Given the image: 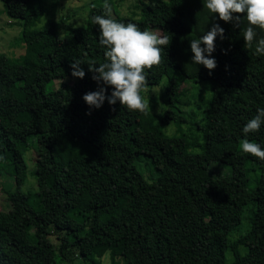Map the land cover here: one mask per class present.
I'll return each instance as SVG.
<instances>
[{
    "label": "trees",
    "instance_id": "obj_1",
    "mask_svg": "<svg viewBox=\"0 0 264 264\" xmlns=\"http://www.w3.org/2000/svg\"><path fill=\"white\" fill-rule=\"evenodd\" d=\"M0 1L7 11L12 0ZM23 1L18 40L25 50L16 57L0 52V175L15 181L6 193L8 209L0 208V264H75L106 253L107 264H264V172L253 188L247 177L249 165L264 171V161L240 147L244 125L264 108V55L255 54L256 41L245 46L246 17L234 28L204 7L205 0H139L138 14L115 16L112 8L120 5L108 0L117 22L141 30L156 24L170 38L160 65L145 70L141 90L145 98L165 79L166 108L142 113L107 100L90 109L82 99L98 87L88 64L106 59L91 21L104 15L105 0L87 4L85 25L62 16L39 27L48 0ZM213 23L225 38L215 40L217 66L209 74L192 62L190 41ZM255 31L256 40L264 37V29ZM74 60L83 63L82 79L71 75ZM178 73L211 86L209 98L195 89L191 104L204 124L189 130L183 129L188 120L179 106ZM67 77L71 86L55 87ZM247 138L264 148V124ZM32 141L37 191L29 194L21 184ZM142 159L157 172L150 180L136 166ZM211 162L230 166V175H213ZM248 205V228L230 239ZM138 242L150 251L145 260L136 256Z\"/></svg>",
    "mask_w": 264,
    "mask_h": 264
},
{
    "label": "clouds",
    "instance_id": "obj_2",
    "mask_svg": "<svg viewBox=\"0 0 264 264\" xmlns=\"http://www.w3.org/2000/svg\"><path fill=\"white\" fill-rule=\"evenodd\" d=\"M204 7L220 20L231 23L234 28L240 27L241 16H245L248 25L243 29L245 46L251 48L256 41L255 54L264 55V37L256 40L255 31L257 27L264 29V0H205ZM103 8L104 15H95L91 21L99 28V44L106 49V59L98 66L94 62L88 64L91 79L98 87L95 91L86 92L82 99L90 109H99L107 100L109 105H115L119 101L120 105L131 111H149V101L141 96V90L147 88L145 70L160 65L163 49L170 44V38L160 32L141 30L135 23L117 22L111 18L108 0H105ZM217 36L223 40L224 29L218 23H213L202 36L190 41L192 62L203 65L209 70V74L217 66L212 56ZM81 64L83 63L79 60L70 63L73 77L82 79L85 76ZM109 87L111 92L106 95ZM262 124L264 108H258L256 115L242 129L245 138L241 140L240 147L243 152L264 161V148L247 138L249 133L259 131Z\"/></svg>",
    "mask_w": 264,
    "mask_h": 264
},
{
    "label": "rangeland",
    "instance_id": "obj_3",
    "mask_svg": "<svg viewBox=\"0 0 264 264\" xmlns=\"http://www.w3.org/2000/svg\"><path fill=\"white\" fill-rule=\"evenodd\" d=\"M92 0H48L47 6L49 14L45 13L40 21L37 23L36 27L41 26L43 20L47 17H53L55 19H60L62 16H67L65 23H74L81 25L85 21L87 4ZM115 3H119L120 6H115L112 8V14L117 16L125 14H138V9L136 5L139 3V0H114ZM148 1V0H142ZM23 0H12L7 5V11L4 10V5L0 1V52L6 53L8 56L16 57L22 54L25 50L24 44L18 40L20 35L21 27L18 23V17L23 12ZM71 15V16H69ZM76 21V22H75ZM86 23V22H85ZM82 23V25H85ZM154 32H160L161 29L159 25L153 24L150 26V29ZM179 80L181 81L180 90L183 91L181 96V103L179 104L182 113L185 115L188 120V124L183 125V129L189 130V126L200 124L203 125L202 117L200 115L199 109L196 108V105H192L191 102L197 101L194 91L196 88V94L198 96L205 95L207 98L211 95V86L207 81H201L193 85L191 81H188L180 73L177 74ZM185 79V80H184ZM74 79L67 77L64 79H56L53 83L55 87H69L72 85ZM165 79H162L159 85L148 89L145 93V99L149 101L150 107L156 112L160 113L166 108L164 100L165 96ZM53 84L48 85L45 89L48 92L53 86ZM200 98V97H199ZM171 125V126H170ZM167 127V134L171 135L176 133V128L173 124H170ZM37 146L35 141L31 142L30 148L24 153V159L26 161L27 168L23 175V181L21 184V190L25 193L32 194L37 191V182L34 175L35 168V158H36ZM190 151L197 152L198 148H191ZM145 158V157H143ZM138 170L144 175V177L150 180L151 176L155 177L157 175L156 170L152 166L151 162L146 159L136 162ZM251 169L247 173L249 180V187L253 188L255 186V181L259 176L264 172L261 169H258L254 166L249 165ZM210 171L213 175L223 176L230 175L231 169L230 166H227L221 162H211L209 165ZM15 188V181L13 176L9 174L0 175V208L7 210L8 202L6 199V193L9 190ZM251 208V205L246 206L245 212L242 214L241 223L231 232L229 238L234 239L241 234H243L249 226V221L246 218L247 211ZM57 242V239L53 236V239ZM136 256L139 260H145L150 256V251L147 250L141 242H138L136 248ZM230 254L227 255V262H229ZM86 260V259H85ZM122 261V260H121ZM109 262V254H104L101 258L99 257H90L85 262L82 260L75 261V264H107Z\"/></svg>",
    "mask_w": 264,
    "mask_h": 264
}]
</instances>
